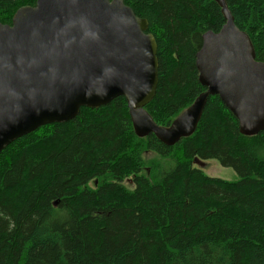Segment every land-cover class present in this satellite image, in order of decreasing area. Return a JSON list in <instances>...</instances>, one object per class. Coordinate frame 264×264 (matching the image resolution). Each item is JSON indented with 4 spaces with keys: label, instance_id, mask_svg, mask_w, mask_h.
Returning a JSON list of instances; mask_svg holds the SVG:
<instances>
[{
    "label": "trees",
    "instance_id": "obj_1",
    "mask_svg": "<svg viewBox=\"0 0 264 264\" xmlns=\"http://www.w3.org/2000/svg\"><path fill=\"white\" fill-rule=\"evenodd\" d=\"M225 2L264 62V0ZM35 3L0 0V23ZM124 3L156 39L159 83L145 109L169 127L206 91L196 55L226 19L215 0ZM196 158L238 180L209 177ZM0 264H264V131L241 132L218 96L172 147L135 134L123 97L41 127L0 154Z\"/></svg>",
    "mask_w": 264,
    "mask_h": 264
},
{
    "label": "water",
    "instance_id": "obj_2",
    "mask_svg": "<svg viewBox=\"0 0 264 264\" xmlns=\"http://www.w3.org/2000/svg\"><path fill=\"white\" fill-rule=\"evenodd\" d=\"M226 23L203 35L196 55L206 88L169 127L145 107L159 83L158 45L149 23L124 0H36L0 23V154L44 126L65 124L82 108L99 109L123 97L135 134L172 147L192 136L207 101L218 96L241 132L264 131V62L256 60L225 0H215ZM200 167L204 162L195 159Z\"/></svg>",
    "mask_w": 264,
    "mask_h": 264
},
{
    "label": "rangeland",
    "instance_id": "obj_3",
    "mask_svg": "<svg viewBox=\"0 0 264 264\" xmlns=\"http://www.w3.org/2000/svg\"><path fill=\"white\" fill-rule=\"evenodd\" d=\"M157 155L155 153H147L146 154V161L149 162L152 159H156ZM194 167L202 169L206 175L212 178L223 179L227 181H237L238 175L237 173L231 168H225L218 163L216 160H209L204 162V166L200 167L199 165L193 164ZM147 173H149V169L147 168ZM146 172V171H145ZM132 180V178H131ZM131 180H127L123 183L128 189H133V184ZM93 187L98 185V181H95L91 184Z\"/></svg>",
    "mask_w": 264,
    "mask_h": 264
}]
</instances>
